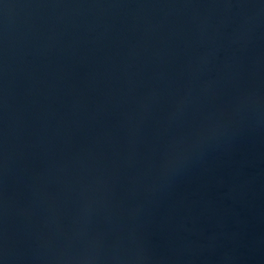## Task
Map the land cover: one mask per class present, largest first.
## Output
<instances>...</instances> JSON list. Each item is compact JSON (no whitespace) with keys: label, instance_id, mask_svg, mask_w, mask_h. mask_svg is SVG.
Listing matches in <instances>:
<instances>
[{"label":"water","instance_id":"water-1","mask_svg":"<svg viewBox=\"0 0 264 264\" xmlns=\"http://www.w3.org/2000/svg\"><path fill=\"white\" fill-rule=\"evenodd\" d=\"M0 264H264V0H0Z\"/></svg>","mask_w":264,"mask_h":264}]
</instances>
